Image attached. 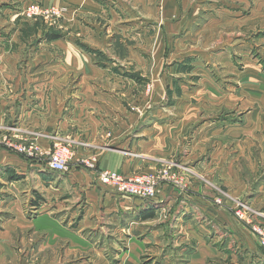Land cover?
Returning <instances> with one entry per match:
<instances>
[{"label":"crops","instance_id":"1","mask_svg":"<svg viewBox=\"0 0 264 264\" xmlns=\"http://www.w3.org/2000/svg\"><path fill=\"white\" fill-rule=\"evenodd\" d=\"M245 1L216 3L228 18L226 22L212 18L209 8L208 23L244 27ZM33 2L65 8L63 31L45 37L49 29L34 26L30 43L37 46L30 57L32 65L21 67L17 65L21 51L7 50L6 43L16 44L22 38L19 14ZM185 3L0 0V126H18L27 137L41 132L37 142L46 153L52 147L51 133L85 140L75 145L65 173L0 148V246L11 245L10 235L29 227L45 230L44 244L60 238L78 250L94 252L88 264H110L105 252L111 248L117 251V264H141L142 256L149 254L157 259L150 264H215L214 256L224 255L219 252L231 251L234 257L252 250L255 245L248 229L229 208L215 204L210 195H200L195 177L190 179L192 190L180 192L165 184L155 197L142 199L119 194L98 180L96 170L78 162L93 155L97 170L129 176L150 173L159 161L177 155L208 181L217 175L212 166H219V176L231 184L230 173L235 171L231 151L241 156L243 150L241 145L226 144L231 139L240 144L246 134L261 131L264 69L253 42L232 32L230 42L221 44L216 55L225 64L223 73L237 76L238 86L214 82L212 71L198 66L202 56L209 58L208 52L191 48L182 55L187 34L181 36L183 23L178 18ZM172 16L177 20H166ZM169 28L179 35L169 34ZM235 53L246 63L240 68ZM181 63L199 68L205 83L194 86L176 79ZM23 75L29 76L26 84L20 82ZM249 75L252 81H244ZM205 88L211 102L199 111L203 102L196 95ZM172 91L178 94L173 92L167 103L166 94ZM215 100L217 104L212 103ZM215 106L228 111L253 109L230 128L229 122L213 114L218 110ZM219 134L225 140L217 141ZM216 142L218 147H207ZM261 218L254 216L257 221ZM258 246L255 264H264V246Z\"/></svg>","mask_w":264,"mask_h":264},{"label":"rangeland","instance_id":"2","mask_svg":"<svg viewBox=\"0 0 264 264\" xmlns=\"http://www.w3.org/2000/svg\"><path fill=\"white\" fill-rule=\"evenodd\" d=\"M216 3H218V5H221L222 0H186L185 6L181 10V15L178 18L181 19L183 23L181 27V36L187 34L185 41H182L184 42V44L187 43L184 46V49L182 48V55H185L184 53H187L191 48L202 49L204 52L201 54H205V52H208L209 58L205 59V57L202 56V59L198 60V66H200L201 69H209L210 72L212 71L213 74L211 75V78L214 82L220 83L223 86L230 84V86H233L232 88H234L238 86V84L234 80V78L238 79L237 76L223 73L225 64L223 63V60L218 59L216 53L218 52V48L222 46L221 44L225 45V42H230L229 40L232 39L229 38V33L232 34V32H239L242 35V37L239 38H242L249 44L250 42H253V51L259 58L261 68L264 69V0H260L259 2L258 0H254V3L252 0H250V2L248 0L245 1V7L243 4V20L245 21V25L244 27H240V29L235 24L234 26H227V23H222V25H215L216 27H212L210 25L211 23H208L206 14H209L210 10L212 11V14L210 15L214 19H224V21L226 22V19L228 18L224 12L217 10V7H215ZM23 8L24 7H22V10L20 9L21 11L19 14V23L21 25L20 35L22 38H20V41H16V44L13 43L12 45H10V43H6V49L16 52L21 51V59L19 63L17 62V65L21 67H28L32 65L30 57L35 52V47L37 46L36 42L30 43V39H32L31 36L36 30L35 27H38L43 31L45 29H49L50 32H54L58 34V36H60L63 31L61 27V21L63 17L57 19L53 23H51L49 19L46 20L44 16L27 18L23 16V10L26 7L24 9ZM151 17H154V15L151 14ZM166 20L176 21L177 18H174L172 16L170 19ZM31 21H33V23H31ZM181 30L180 28L176 29L178 33H180ZM172 33L173 31L170 30L169 34ZM10 34V32L7 33V35ZM45 37H47V35ZM33 39H35V37H33ZM80 46L82 47L81 44ZM83 47H85V49L89 52L94 51L89 47ZM235 54L236 55H234V61L237 67L240 68L246 63L240 61L241 57L239 53ZM106 61L108 60L106 59ZM184 63H181L182 68L177 72L180 73V75H176L175 78L181 79V81L185 80L186 83L191 82L194 84V86H202V84L205 83V78L203 74L198 73L199 68H197L195 65H190V63L188 64L189 66ZM8 66L13 65L10 64ZM194 66L197 68L196 70L195 68H193ZM249 76L250 77L245 76L244 81L251 79L249 80V82H251L253 76ZM262 76L264 78V75ZM136 77L137 79L141 78V76H135V78ZM28 78V75H23V80L21 79L20 81L21 84H26V82H28ZM137 79L135 81H137ZM240 82H242V80ZM213 90L214 94L218 93L215 89ZM206 91L207 88L203 90L199 89L197 92V100L203 102V105H199L200 107L197 108L199 111L206 108L207 102H211L210 97L207 96V92L209 94V91ZM173 92L174 91L166 94L165 100L167 103L173 100ZM174 93L178 94V92ZM212 103L217 104L216 100ZM128 107L130 108V106ZM216 107L217 106H215V108ZM217 108L218 110L213 114H216L219 120L224 119L225 121L229 122L230 128H233L234 123H236V121L238 120H241L243 116L249 115L250 112L248 111L253 109L251 107H244L241 110H239V108H230L228 111V109H221L220 106ZM262 121L263 123L261 131H255L254 133L246 134L245 140L244 138H241L240 144H236L233 139H231L230 142L226 144V146L231 148H235V145H241V148L243 150V154L241 156L231 151L230 157L233 159L232 161L235 164V171H231L230 173L231 178L229 180L231 184H228L227 180L224 177L221 178L219 176L221 171L219 166H212V170L217 173V175L214 177V179L211 178V181H208L205 179V177H203L204 175L202 176L198 171L190 167L189 164L181 161L179 156L177 155L168 156L164 160L159 161V165L152 172H150L153 174L158 173L160 170L168 167L172 162L174 166L172 167L170 172L174 175L182 174L181 183L177 186L172 183L165 182L160 185L159 190L161 186L165 184L175 187L180 192L192 190L193 181H190V179L195 177L198 185H200V195H210L215 204L219 206L224 205V207L229 208V210L232 211L233 216L238 220V223L243 224L248 229V234L253 239L252 244H254L256 247L253 246L252 250L242 251L239 254L234 255V257H232L231 251H228L229 253L219 252L220 254L224 255L214 256L215 264H255V252L258 251V245L264 246L260 244L258 237L253 232V227L255 226L264 227V107H262ZM224 125L226 124L224 123ZM1 127L4 131L14 132L18 136L15 137L17 140L23 139L27 142H34L39 147L37 139L40 138L41 132H31L30 137H27L24 134H21L23 133V130L21 131L18 126ZM230 128L228 129L230 130ZM232 131L233 129H231V132ZM50 136L52 140V146L54 142H57L59 140H68L71 142L73 148H75L76 144L80 146L81 143L85 141L83 139H78L70 135L62 138L60 137L61 135H58L56 132L49 134L48 137ZM221 139L224 138H222L221 134H219L216 140L221 141ZM218 146L219 142H216L215 144H209L207 147H213L214 149ZM243 147L245 148V150L243 149ZM246 147L249 149L247 150ZM40 151L41 153H39L35 159L27 157L26 158L31 159L34 162L49 166V153L44 152L42 149H40ZM83 158L88 157H82L81 159ZM254 196H259V198L254 202L251 201V203L249 199L250 197ZM240 212L243 213V216L239 215ZM5 214L7 215V213ZM254 216L262 217V222L260 220L257 221L256 219H254ZM10 239L11 245L6 243L5 246H0V264H88L87 261L94 257V252L88 250H78L76 249V245H69V241H67L66 239L59 238L58 240L53 241V243L48 242L44 244V241L46 240V234L45 230L42 229H38V231L35 229H30L29 227L17 229L13 235H10L9 240ZM114 249L115 248H111L107 250V252H105V257L109 260L110 264H117L119 262V258L116 257L117 251ZM225 254H229V256L226 257ZM154 260L157 259L153 255H145L141 258V264H150L153 263ZM100 264H103V262Z\"/></svg>","mask_w":264,"mask_h":264},{"label":"built area","instance_id":"3","mask_svg":"<svg viewBox=\"0 0 264 264\" xmlns=\"http://www.w3.org/2000/svg\"><path fill=\"white\" fill-rule=\"evenodd\" d=\"M66 12L65 8L56 6H43L37 2L29 4L23 10V16L33 18L44 16L51 23L60 19ZM14 132L4 131L0 126V148H7L19 155L35 159L41 153L39 147L34 142L17 140ZM49 153V167L57 172L65 173L69 169L70 160L75 156L74 148L70 141L59 140L54 142ZM78 162L86 168L97 171L98 180L107 186L114 188L119 194L124 196L150 199L157 195L162 183L169 182L174 185L181 183L182 174L174 175L170 172L174 164L160 170L158 173H139L133 175H122L111 170H97V159L95 156L79 159ZM179 177V178H178ZM243 216V213H239ZM253 232L264 245V227L255 226Z\"/></svg>","mask_w":264,"mask_h":264},{"label":"trees","instance_id":"4","mask_svg":"<svg viewBox=\"0 0 264 264\" xmlns=\"http://www.w3.org/2000/svg\"><path fill=\"white\" fill-rule=\"evenodd\" d=\"M58 34L54 33V32H48L47 37H57Z\"/></svg>","mask_w":264,"mask_h":264}]
</instances>
